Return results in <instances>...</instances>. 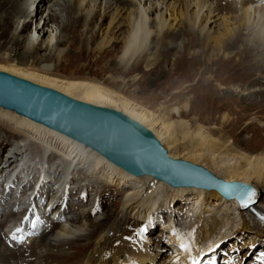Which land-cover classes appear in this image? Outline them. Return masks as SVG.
<instances>
[{"label":"bare ground","instance_id":"1","mask_svg":"<svg viewBox=\"0 0 264 264\" xmlns=\"http://www.w3.org/2000/svg\"><path fill=\"white\" fill-rule=\"evenodd\" d=\"M217 1V6L212 7L208 0H0V72L55 89L85 103L120 111L153 132L172 159L202 166L224 181L244 183L259 190L253 198L258 203L257 213H240L239 198L226 200L216 191L170 188L150 176H133L90 148L0 107V128L10 130L11 138H24L7 149L8 162L0 157V181L6 180L9 189L17 185L4 208L6 216L0 222V264H46L48 260H53L51 264H125L126 254L136 257V264H169L170 249L162 243L163 236H170L175 250L190 252L185 247L189 242L182 243V236L169 222L165 223L157 245H153L156 238L148 227L141 234L143 238H138L140 223L148 219L153 223L155 216L167 218L168 213L182 210L185 205L180 204L187 198L190 204L200 194L203 203L201 207L192 204L194 207L188 209L198 214L190 220L197 217L204 221L202 240L214 241L217 235L222 238L211 247L195 250H202L205 258H211L225 249H233L240 256L239 264H247L245 258L252 256L253 259L260 251L262 260L254 264L264 262V137L258 134V127H264L262 117L247 122V130L252 129L256 136L246 144L240 140L223 141L222 135L216 137L203 126L196 124L189 129V122L181 117L192 110L191 106L156 114L107 86L120 83L125 89L133 72L142 68L151 70L157 64L154 62L157 55L165 56L167 63H172L170 76H180L186 81L193 80L202 69L199 80L207 77L208 82H204L207 86L217 78L211 67L223 60L221 71H231L233 77L239 78L238 73L245 67L247 84L252 88L240 89L239 85L234 92L244 91L243 101L252 110L264 112V6L254 5L255 0H233L223 7L225 0ZM250 29L253 40L245 42L244 33ZM196 47H201V55L196 52L187 57ZM234 56L243 62L233 65ZM90 66L106 67L113 74L101 80L81 72ZM69 68L76 72L70 73ZM173 116L179 119L173 120ZM228 117L225 115L224 120L229 121ZM6 139L4 135L0 137V152ZM40 151L53 162L51 177L37 158ZM8 163L11 164L5 167ZM53 177L56 183L51 186ZM73 180L76 183L67 186ZM31 184L34 191L28 188ZM103 185V192L114 190L112 198L121 194L115 203L118 209L103 213L102 192L93 200V209L82 210L87 199L84 193L80 196L76 193L93 188L90 193L94 196L97 187ZM50 187L54 191L48 199L50 207L41 210L47 216L51 212L46 209L59 204L52 213L57 216L55 222L43 228L30 247L9 249L5 229L8 233L16 229L12 218L17 207L32 192L36 193L34 202L43 206ZM8 195L0 191V203ZM69 195L77 202L70 203V207L65 205ZM97 213L101 214L98 219L89 222V217ZM203 213L207 218L204 219ZM132 223L135 225L131 228ZM25 227L28 229L29 225ZM54 228L56 231L50 234ZM221 228L225 230L223 235ZM146 236L150 241L143 243ZM130 238H138V247L152 252L147 254L138 247L133 248ZM131 246L133 252H130ZM34 256L36 259L29 262L28 258Z\"/></svg>","mask_w":264,"mask_h":264},{"label":"water","instance_id":"2","mask_svg":"<svg viewBox=\"0 0 264 264\" xmlns=\"http://www.w3.org/2000/svg\"><path fill=\"white\" fill-rule=\"evenodd\" d=\"M0 107L90 148L136 177L150 176L175 188L216 191L226 200L240 198L242 205L245 193H254V198L259 192L244 183L224 181L202 166L172 159L153 132L120 111L5 72H0ZM257 207L252 199L241 210L249 214Z\"/></svg>","mask_w":264,"mask_h":264},{"label":"rangeland","instance_id":"3","mask_svg":"<svg viewBox=\"0 0 264 264\" xmlns=\"http://www.w3.org/2000/svg\"><path fill=\"white\" fill-rule=\"evenodd\" d=\"M209 4L214 6H217L218 2L217 0H208ZM223 7H226V3L225 1L222 3ZM254 5H256L255 3H253ZM226 5V6H225ZM260 7V5L258 6ZM240 8H237V11H239ZM109 22V20L105 21V25H107ZM35 26L34 23H32V28ZM245 35L243 36V39L245 42H251L253 40V31L252 29L248 30V32L244 33ZM180 40L177 41V44H180ZM196 52L198 55H201V47H196L194 49H192L190 52H188L187 57H191L193 55H196ZM178 56V55H177ZM155 61L157 62L156 65H154V67L151 70H145V68H142L140 71L137 72H133L130 77L128 78V85L127 87L124 89L120 83H115V84H107V86L116 92H120L122 93L125 97L129 98L131 101L137 103L138 105L142 106L143 108L155 112L156 114H160L161 112H165V111H169L170 109H173L175 107H179L182 108L186 105L191 106L192 110L190 112H184L182 115V119L187 120L189 122V129H193L196 124L205 127L211 134H213L214 136L218 137V136H223V141H227V140H231V141H236V140H240L242 143L246 144L247 141H249V139L254 138L256 135H254V133L256 134L255 131L251 130H247L248 128V123L249 121H252L254 118H261V122H264V112H260L258 113L257 110L254 111L252 110V108H250V106H248L244 101V96L242 95V93L239 94V92H234L236 88H238V86H242V88L240 89H246L248 88H252V86L248 83L247 84V80L249 78H247L246 74H245V67L242 66L241 71L238 73L239 78L238 77H233L232 72L231 71H221L222 69L220 68L221 63L223 62V60L220 61V63L217 66H213L211 67V69L213 70L214 68V73H216L217 78L216 80H213V82H211L207 88V86L204 85V82H208L206 80L207 77L203 76V78L201 80H199L200 75L202 74V69L199 70L198 75L191 81H186L184 78L180 77V76H170L169 75V70L172 68V63L171 65L168 64L165 56H160L157 55L155 56ZM225 59V58H223ZM243 62V59L239 58L238 56H234L232 59V64H239ZM106 68V67H105ZM103 66H98V67H93L90 66L88 70L85 69H81V72H84V74H90L91 76L99 78L101 80H107V77L112 75L113 72L110 69H105ZM220 68V70H219ZM198 69V67H197ZM69 72L70 73H74L76 72L75 70H71L69 68ZM68 72V73H69ZM204 74V73H203ZM205 75V74H204ZM138 76L137 80H134V78ZM63 77V76H62ZM180 78V79H179ZM235 78V79H234ZM176 79H178L176 81ZM190 84V85H189ZM239 97V98H238ZM241 98V99H240ZM257 113V114H256ZM225 115L229 118V121H225L224 117ZM179 119L177 116H173V120H177ZM196 119V120H195ZM194 121V122H193ZM263 124V123H262ZM236 125V126H235ZM264 125V124H263ZM191 126V128H190ZM259 128V133L261 137H264V127H258ZM0 137H2V135H4L7 139V141H4L2 143V149L0 152V157L3 159V162H8L7 159H9L10 157L6 156L7 153V149L10 147V145L14 142H16V140L20 141L23 140L24 138H11L12 135L10 134V130H2L0 128ZM11 138V139H10ZM164 146V145H163ZM165 147V146H164ZM32 148H34V146H32ZM167 149V148H166ZM38 151V150H37ZM45 152L40 151L38 153L37 158L39 159V161H41V163H43V167L46 171L52 172L54 171V169L52 168V161H50L47 157L45 158ZM34 155V154H33ZM31 157V154L29 155V158ZM40 163V164H41ZM11 163H8L5 167H8ZM52 176V173H50V177ZM28 176H25V178H27ZM55 178L53 177V180L51 183H49L51 186H53L56 182H55ZM75 180L77 181V178H75ZM69 181L68 185H73L74 183H76V181ZM83 181H85V178L83 179ZM55 182V183H54ZM25 185V184H23ZM14 187H17V185H15ZM14 187L9 189L7 187L6 184V180H2L0 181V191L1 192H7L9 193V195L7 197H4V201L3 203H0V209L2 210L3 214L0 215V222L5 218L6 216V209L7 208V204H8V200L10 199V195H13L12 192L16 191V189L14 190ZM33 185L31 184L30 186H28L29 189H33ZM51 188V192L50 194H47L46 197L44 198L45 200L43 201V207L41 209L44 208H49L50 205L48 203V199L49 197L53 194V190L52 187ZM55 188V187H53ZM73 188V187H71ZM90 190H92L93 188H89ZM105 189V186H99L97 187L96 193L93 195H91V191L88 190L87 192L85 191H81L79 193H76V196H80L83 195V193L85 194V201L87 199L86 204H82L81 209L87 211H90L91 209L94 208V205L92 204L93 200L96 198L98 199L97 195L98 193H102ZM34 191V189H33ZM89 193V195H88ZM94 193V192H92ZM113 193L114 190L110 191V192H103L104 197H105V205L103 207V213L106 214L109 211H116L118 209V204H115L116 202H118V198H120V195H117L116 198H112L113 197ZM90 195L92 196V198L90 197ZM119 196V197H118ZM72 196L69 195V197H66V201H65V205L70 207V203H72L73 201H75V198L72 199ZM75 197V196H74ZM94 197V198H93ZM115 199V200H113ZM102 200V198H101ZM113 202V203H112ZM73 203H77L76 201ZM60 206L55 205L51 210L46 209L47 212H51V214H49L50 216H52V213L56 210V208ZM116 206V207H114ZM180 206H182L180 204ZM77 212H79V210H76ZM5 212V214H4ZM102 213V211H100ZM217 211L214 210L213 213H216ZM66 213L68 214V211H66ZM99 213V212H98ZM98 213L95 216L89 217L90 220H88L89 222H92L94 220L98 219V216L101 215ZM16 215V212H15ZM12 218L14 223L18 224L19 223V219L20 216L16 215ZM17 218V219H16ZM11 219V220H12ZM196 219V222L200 223L201 220ZM85 221V220H84ZM203 221V220H202ZM201 221V222H202ZM87 222V223H89ZM197 223V224H198ZM141 224V223H140ZM133 225H135V223L130 224V227L132 228ZM165 227V226H163ZM236 227L233 226L232 229H234ZM241 229V228H240ZM56 231V228H54L52 230V233H54ZM254 232V231H253ZM252 232V233H253ZM160 233L159 227L157 229H155V231L151 232L150 234L154 237L158 236ZM224 232H221L220 234L223 235ZM5 234L9 236L8 231L5 229ZM139 238V236H138ZM143 238V236H141V239ZM159 237H157L154 241V243H152L153 245H157V241ZM222 238L221 235H217V237L215 238L216 241L220 240ZM140 239V238H139ZM215 242H212V244H214ZM212 244L209 246L211 247ZM22 247V246H20ZM135 248V247H133ZM67 249V248H64ZM63 249V251H65ZM142 249V251L144 252H152L151 250H147L145 248H140ZM31 251H33V249L29 250V252H27V255L31 254ZM224 251V250H223ZM222 251V252H223ZM225 251H231L230 250H226ZM58 253V249L55 250V253ZM130 252H133L132 246H131V250ZM220 252L218 257L220 255H222L223 253ZM29 253V254H28ZM54 253V254H55ZM138 253V252H136ZM261 252H258L257 255L259 258H262V256H260ZM259 254V255H258ZM57 255V254H55ZM132 255V254H131ZM235 255V254H233ZM255 255H253V257H256ZM127 261L125 262V264H136V257L132 256H128V254L125 255ZM215 256V258H218ZM225 257V256H222ZM222 257L219 258V261H222ZM248 257V256H247ZM212 258V263L211 264H215V262L213 261L214 257ZM237 261H233L234 263H237L239 260V257H237ZM36 259V256L34 257H29L28 261H33ZM131 259V260H130ZM138 259V258H137ZM236 259V258H235ZM250 260H254V258L252 259L251 257L245 258L246 263L249 262ZM14 262V261H13ZM53 262V260H48L46 261V264H51ZM172 264V263H169Z\"/></svg>","mask_w":264,"mask_h":264},{"label":"snow or ice","instance_id":"4","mask_svg":"<svg viewBox=\"0 0 264 264\" xmlns=\"http://www.w3.org/2000/svg\"><path fill=\"white\" fill-rule=\"evenodd\" d=\"M253 195H254V193H251V194H249V193H245L246 201H245V203L242 205L243 207H248V206H249L250 202H251L252 199H253ZM262 264H264V262H262Z\"/></svg>","mask_w":264,"mask_h":264}]
</instances>
